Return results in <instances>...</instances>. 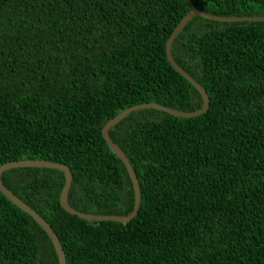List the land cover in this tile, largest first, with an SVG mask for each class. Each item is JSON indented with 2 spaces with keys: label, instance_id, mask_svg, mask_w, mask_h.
<instances>
[{
  "label": "trees",
  "instance_id": "16d2710c",
  "mask_svg": "<svg viewBox=\"0 0 264 264\" xmlns=\"http://www.w3.org/2000/svg\"><path fill=\"white\" fill-rule=\"evenodd\" d=\"M194 9L263 17L264 0H0V167L65 164L73 208L131 214L133 181L103 128L140 104L202 109L167 56ZM172 52L210 107L192 118L144 108L111 129L141 186L130 222L64 210L61 170L3 175L53 227L67 264H264V21L194 16ZM0 264H60L46 231L1 191Z\"/></svg>",
  "mask_w": 264,
  "mask_h": 264
},
{
  "label": "water",
  "instance_id": "95a60500",
  "mask_svg": "<svg viewBox=\"0 0 264 264\" xmlns=\"http://www.w3.org/2000/svg\"><path fill=\"white\" fill-rule=\"evenodd\" d=\"M203 16L206 18L214 19L216 21H264L263 17H220V16H213L211 14H207L201 10L194 9L192 10L182 21L181 23L176 27L173 34L169 38L167 42V56L168 60L171 63V65L185 78H187L189 81L192 82V84L201 92L203 99H204V106L202 109L196 111V112H182L173 108H169L157 103H150V104H140L133 107H130L126 109L125 111L121 112L119 115H117L115 118L111 119L103 128V137L105 141L107 142L109 148L117 155L119 159L123 161L125 164L130 177L133 181V185L135 188V206L131 214L127 216H118V215H93V214H87L80 212L72 207V205L69 202V195L70 190L72 188V181H73V174L71 169L65 165L50 161H44V160H21V161H13L6 163L0 167V191L3 193V195L11 202H13L16 206H18L21 210L28 213L31 217L35 219V221L46 231L50 239L52 240L55 249L57 251V254L59 256V262L60 264H67L66 259V253L65 250L60 242V239L53 229V227L40 215L38 214L33 208H31L27 203H25L21 198H19L17 195H15L4 183L3 181V175L5 172L15 169V168H22V167H40V168H51V169H58L64 172L66 176V183L63 188V191L61 193L60 202L61 206L64 210H66L68 213L72 215H76L82 219L89 220V221H115V222H122V223H128L132 219H134L140 210L141 203H142V191L141 186L138 180V176L135 172V169L133 168L132 164L130 163L127 155L123 152V150L119 147L118 144L114 142L110 135L111 129L116 126L118 123H120L122 120H124L128 115L131 113L144 109V108H157L163 111H166L172 115H175L177 117H184V118H192L201 114H204L208 111L210 107V97L208 96V93L206 89L199 84L190 74H188L175 60L173 56V44L176 40L177 36L180 34V32L183 30V28L186 26V24L189 22L191 18L194 16Z\"/></svg>",
  "mask_w": 264,
  "mask_h": 264
}]
</instances>
